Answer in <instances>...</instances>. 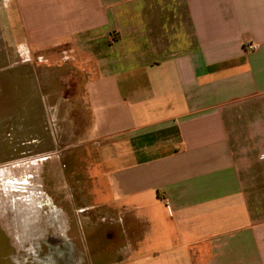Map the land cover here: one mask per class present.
Here are the masks:
<instances>
[{
	"label": "crops",
	"instance_id": "obj_1",
	"mask_svg": "<svg viewBox=\"0 0 264 264\" xmlns=\"http://www.w3.org/2000/svg\"><path fill=\"white\" fill-rule=\"evenodd\" d=\"M0 9V57H17L1 70L47 69L66 88L42 95L51 135L81 120L72 146L97 154L98 194L125 219L121 263L264 264V0ZM6 210L0 202V264H40L25 259L22 216ZM140 219L148 237L125 231Z\"/></svg>",
	"mask_w": 264,
	"mask_h": 264
},
{
	"label": "rangeland",
	"instance_id": "obj_2",
	"mask_svg": "<svg viewBox=\"0 0 264 264\" xmlns=\"http://www.w3.org/2000/svg\"><path fill=\"white\" fill-rule=\"evenodd\" d=\"M6 48L0 25V52ZM1 61L17 68V57H0V202L10 221L23 218L25 259L40 264H123L125 219L105 204L110 195L98 194V156L85 146H72L81 120L68 136L51 135L49 107L42 104V95L52 87L64 88L52 79L57 74L47 69L40 74L2 71ZM19 76H26L28 84L19 83ZM63 91L62 96L66 88ZM134 229L148 237L145 220L126 223L127 233Z\"/></svg>",
	"mask_w": 264,
	"mask_h": 264
},
{
	"label": "built area",
	"instance_id": "obj_3",
	"mask_svg": "<svg viewBox=\"0 0 264 264\" xmlns=\"http://www.w3.org/2000/svg\"><path fill=\"white\" fill-rule=\"evenodd\" d=\"M247 48H248L249 51H253V50L256 49V45L253 44V43H249V44L247 45Z\"/></svg>",
	"mask_w": 264,
	"mask_h": 264
}]
</instances>
